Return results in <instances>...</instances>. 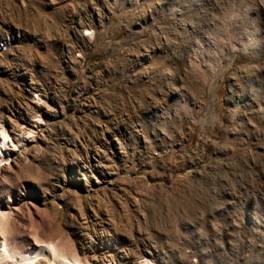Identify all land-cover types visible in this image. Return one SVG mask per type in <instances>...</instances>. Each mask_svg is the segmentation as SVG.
Segmentation results:
<instances>
[{
  "label": "rangeland",
  "instance_id": "1",
  "mask_svg": "<svg viewBox=\"0 0 264 264\" xmlns=\"http://www.w3.org/2000/svg\"><path fill=\"white\" fill-rule=\"evenodd\" d=\"M1 131L17 257L264 264V0H0Z\"/></svg>",
  "mask_w": 264,
  "mask_h": 264
},
{
  "label": "bare ground",
  "instance_id": "2",
  "mask_svg": "<svg viewBox=\"0 0 264 264\" xmlns=\"http://www.w3.org/2000/svg\"><path fill=\"white\" fill-rule=\"evenodd\" d=\"M1 132L3 136L0 138V168L1 166L6 165L9 161V152L7 149L8 138L4 131ZM5 220L6 215L0 212V222ZM0 229H2V226H0ZM0 237H2V240H0V262L6 260L9 264H37L40 260L47 259L49 264H81L78 260L68 257L64 252V249H62L63 247H60L59 244L49 241L44 242L38 251H25L17 257L8 240L3 236ZM146 263L147 262L144 264Z\"/></svg>",
  "mask_w": 264,
  "mask_h": 264
}]
</instances>
